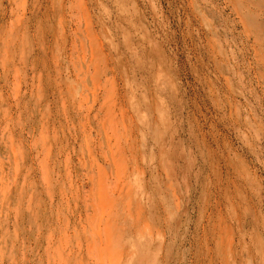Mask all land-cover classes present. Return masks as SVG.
I'll list each match as a JSON object with an SVG mask.
<instances>
[{"label": "rangeland", "instance_id": "1", "mask_svg": "<svg viewBox=\"0 0 264 264\" xmlns=\"http://www.w3.org/2000/svg\"><path fill=\"white\" fill-rule=\"evenodd\" d=\"M0 264H264V0H0Z\"/></svg>", "mask_w": 264, "mask_h": 264}, {"label": "bare ground", "instance_id": "2", "mask_svg": "<svg viewBox=\"0 0 264 264\" xmlns=\"http://www.w3.org/2000/svg\"><path fill=\"white\" fill-rule=\"evenodd\" d=\"M55 137H56V135H55ZM55 141V140H54Z\"/></svg>", "mask_w": 264, "mask_h": 264}]
</instances>
